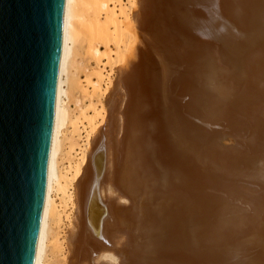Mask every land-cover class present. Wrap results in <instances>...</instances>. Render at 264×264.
Here are the masks:
<instances>
[{"label": "bare ground", "instance_id": "obj_1", "mask_svg": "<svg viewBox=\"0 0 264 264\" xmlns=\"http://www.w3.org/2000/svg\"><path fill=\"white\" fill-rule=\"evenodd\" d=\"M135 2L137 3L136 0H65L64 35L56 86L48 182L34 264H77L79 244L85 241L95 243L99 250H103L100 254L102 259L99 256L98 261H103L104 258H111L110 261L115 259L113 253L106 251L109 246L116 244L117 236L113 235L120 227L123 211L119 209L120 211L114 212L103 192L106 184L107 191L110 189L111 179L106 176L112 163L107 167L105 148L100 147L104 150L100 149V152L96 143L108 124L110 111L108 110V114L106 96L114 89V75L119 71L123 74L119 81L124 77L123 83L128 86L130 93L127 136L121 143L127 153L123 164L127 168L123 170L122 181L132 199H136L137 211L135 207L134 220L135 223L138 221L137 229L142 231L141 244H138L140 248L137 251L140 259L137 255L135 264H149V254L156 256V246L163 244L164 247L167 246V253L172 255V260H180L181 264H264V124L256 121L257 115L250 119V126L253 128L248 139V146L252 147L249 156L251 160L246 159L243 167L235 172V176L252 177L261 186L257 193H246L242 190L240 199L247 206L236 209L232 216L230 211L228 214L230 209L225 208L219 200L215 205H210L215 207L218 216L217 219L209 217V225L206 227L208 234L206 231L205 234H199L198 228V233L187 229L183 237L175 234L181 227L177 225L176 215L171 218L165 215L159 221L153 210L142 206L143 197L152 195L157 184H166L171 195L174 194L171 188L175 187V190L188 193V183L184 175L195 162H202L209 175H213L215 171L222 173L227 169L225 160L228 157L226 152L229 151L222 149L218 143L215 145L214 140L221 135L232 118L221 110L222 103L226 102L229 94L226 97L225 91L220 93L215 89L217 84L213 86L214 79L209 74L210 59L192 49L189 43V46H183L185 49L173 48L177 60L179 57L181 59L178 62L181 70L189 67V79L187 77L188 81H177L179 90L175 100L166 99L167 103L164 99L158 100L159 102L156 100L157 107H152L151 110L153 109L154 114H159L152 128L156 134V131L161 135L166 134L164 127H159L160 123L181 135L183 132L184 137L194 130L207 132L208 136L202 139L204 150L202 153L197 150L200 141L195 140L199 139L198 136L195 140H191L194 136L187 138L186 143L183 140L184 149L181 145L178 149L175 148L177 151H167L164 145L163 148L155 146L154 133L153 141L152 138H144L143 125L148 117L143 110V102L145 95H149L154 89L155 76L149 61L142 63L137 55L134 56L144 23L134 11ZM167 6L168 0H153L151 8H147V4L144 6L151 15L149 18L150 15L146 12V17L150 20V31L158 42L165 43L171 36L168 29L170 12L181 15L179 18H184L185 27L192 29L203 40L224 49L230 47L238 55L245 52L248 43L251 45L264 39V0H185V13L182 11L179 14L177 8H170L168 11ZM166 13L168 17L165 16ZM178 16H175L174 21L179 22ZM132 53L135 61L127 68L125 65ZM230 62L232 67L236 66L237 75H241L243 69L251 74L249 81L253 87L250 92L254 91L252 93L257 99L263 101L264 56L258 55L243 64L233 59ZM198 77V82L200 79L207 82L205 87L203 83L202 86H196L192 82ZM192 86H195L194 97L191 93ZM209 87L215 90L210 91ZM204 88L207 90L206 95ZM196 90L199 92L196 93ZM203 96L206 98L199 100ZM197 101L204 106L206 104V113L202 119L195 117L200 108ZM172 132L170 134L174 137ZM100 145L104 143L101 142ZM115 148L117 149V145ZM177 154L180 159L178 164ZM151 160L155 166L150 165ZM156 166L162 168V180L158 175L153 176L157 173ZM181 197L185 198L183 194ZM155 210H158L157 207ZM185 213L183 210L180 216ZM114 225L118 226L113 233ZM221 232L225 234L221 235ZM161 235L165 236L166 242L160 238ZM234 236L244 238L234 241L233 245H227V238ZM66 239L70 245V248H66L69 250L64 249ZM192 242L199 245L195 252L188 247ZM107 262L103 264H110Z\"/></svg>", "mask_w": 264, "mask_h": 264}, {"label": "rangeland", "instance_id": "obj_2", "mask_svg": "<svg viewBox=\"0 0 264 264\" xmlns=\"http://www.w3.org/2000/svg\"><path fill=\"white\" fill-rule=\"evenodd\" d=\"M136 1L137 3L135 2L136 4L134 6L135 7L134 11H136L137 15L139 14L138 16L144 23L142 22L143 23L142 33L141 34L139 33V37H138L139 42H138L136 53L134 56L137 55L138 59L142 63L144 61L145 62L149 61L150 63L149 62L148 63L151 65L153 72H154V76H155L153 79L154 89L153 91H150L149 95H145V100L143 102V110L147 113L146 115L148 117L147 122H145L143 125L142 135L144 136V138L150 139L153 137L152 133H154L155 138L154 137L153 138L155 139V141L153 144L155 145L156 143L155 146L163 148L162 146L164 145V147H166L165 149H168L167 151H173V149L175 151L176 149H178V147H181V145H182V148L184 147L183 145L186 143L187 138L190 137L191 139V137L194 136L191 140H195L196 136H198L197 139L198 138L199 139L195 141H200L201 143L200 142L198 143L199 146L197 150L200 153H202V151L204 150V148L202 149L203 147L202 139L208 136L207 132L201 133L200 131L194 130V132H191V134H189L191 136L188 135L184 137L183 132L181 135L180 132L174 130L176 132L175 133L173 131V128H171L170 130V127H165L164 125H161L160 123H159V127L161 128L164 127L165 133L166 132L167 133L166 134L163 133L162 134L163 136H162L159 131H156V129H154V131H156L157 134L153 132L152 125L156 121L159 112H157V115H156L153 113L152 111L153 109L151 110V108L157 107L158 100L162 101L164 99L163 101L165 103H167L166 101L169 100V98L175 100V96L176 94H178L177 91L179 90V88H177L179 87L177 85L178 83L177 81H185V80L188 81L187 79H189V76H190L189 75L190 72H188L189 67H186L183 70H181V68L178 66L179 65L178 62L180 63L179 60L181 59L179 57V60H177V57H176L177 54L174 52L173 48L175 50L185 49L184 47L189 46L188 44L190 43V46H192V49H195L196 51L201 52L204 56L207 55L211 61V66L209 68V74H211V76L214 79L213 86L217 84L215 89L218 92L220 91V93H224L225 91L226 97L229 94L226 102L222 103L221 110L225 111L226 116L229 115L231 116L232 119L229 122V124L226 126L224 131L221 132V135L217 139L214 140L215 145L218 143V145L222 149H226L227 151L231 152V153L226 152L228 156L227 159L225 160L226 161L225 165L227 166V169L223 170L222 173H216L215 171L213 175H209L208 170L204 167L202 162L201 163L195 162L193 163L192 168L190 167L189 170H186V173L184 172L185 180L188 183V191H187L188 193H186L185 191L181 192L180 190H175L176 189L175 187L174 189L171 188V191L174 192V194L171 195L166 184L165 185L159 184L160 186L157 184L155 185V189L153 190L152 195L143 197L142 206L148 207L149 209L153 210L155 213L154 214L155 218H157L159 221H161V219L165 215H168L170 218L172 216L174 217L175 215L177 216L176 217L177 225L181 226V227L179 226L180 227L179 230H177L175 233L177 236H182L184 234V231H187V229L191 231L195 230L194 233H198L199 231V234L201 233L205 234L209 217L213 216V218L217 219L216 216H218V212L214 210L215 207H212L210 205H215V203L220 200L223 203V206L225 208L230 209L228 210V214L230 211V214L234 216L236 209L240 210V207L243 208L244 206H247L244 200L240 199V196L242 195L241 193L242 190L246 193H257V191L261 189V186L255 183L252 177L248 176V177L242 178L239 176H235L236 175L235 172L239 171L241 167H243V164L246 161V159L251 160L249 156L252 153V147L248 146L249 144L248 139L251 136L253 128L252 126H250L251 124L250 119L254 115H257L256 121L260 122L261 125L264 124V100L259 101V99H257L255 94L252 93L254 91L250 92L251 88L253 87V86H250L252 85V83L251 81H249V78H251V74L249 72H246L243 69L241 71V75L240 74L237 75L236 66L235 68L232 67V64H231L232 62L230 61L233 59V61L235 62L237 61L239 62V64H243L245 62L250 61L253 57H256L258 55L264 56V39H262L260 42H255L254 44H251V45H249L248 43V45L245 46L247 51L245 49V52L239 53L238 55L236 51H233L230 47H227L224 49L220 46H217L214 43L203 40L201 37L197 36L192 29L185 27L184 18H182L181 20L179 18V16L181 15L178 16L174 12H170L169 20H171L170 21L171 24L169 23L168 29L171 32V36L168 37L165 43L158 42V40L154 38V36L152 35L150 31V25H149L150 20L148 19V17L150 18L151 15L149 14V10L148 9L146 10L144 8L146 4H147V8L149 7L151 8L153 0H147V1L146 0H136ZM170 8L173 10L174 9L176 10L177 8L176 11L178 12V14L181 13L182 11L184 12L186 8L185 0H168V6H167L168 11L170 10ZM240 9L243 10V7H240ZM147 11H148L147 14L150 15L148 17H146ZM167 15L168 14L166 13L165 16L168 17ZM175 16H178L179 22L174 21ZM143 17L145 18L143 19ZM172 20L176 23L175 26ZM136 22L135 23L138 24V21ZM143 27L146 29H144ZM167 42H168V45H167ZM134 56L132 53L129 60L127 61V64L125 65L127 68H128V65L130 66V64H132L135 61ZM130 68H132V65ZM122 75L120 71L115 72V75H114L115 86H114V89H112V92L106 96L107 104L105 103V105L107 106L106 108H107L108 114L110 111V114H109L110 117L108 120V124L106 125L105 131L102 132L103 134L99 136V139L100 138L101 139L100 140L98 139V142L96 143V148H98L99 146V149H98L99 151L101 148L102 149L105 148L104 150H105V155H106L105 159H106L107 167L109 166V164L111 165L112 163L111 167L109 166L111 169L108 167V174L106 176L108 179H111L110 181L111 185L109 186L111 190L108 189L110 193L109 191H107L108 184H106V189H103L104 190L103 192L104 194L107 195L111 206L114 208V212L115 210L120 211L119 209H122L123 211L122 220L120 221V227L117 228V232L115 231V228L118 225L117 226L114 225L113 227L114 229L113 233L115 231L114 233L115 235L113 236H117L116 244L109 246V250L106 251V252H110L111 254L113 253L112 255H114L116 261H114L115 260L114 258L111 261H110L111 258H104L106 260L103 259V261L102 260L98 261L99 256L101 257L100 254L101 252H103V250H99V248H97L98 245H95V243L93 244V243H90V242L88 243L85 241L79 244L78 253H77V264H103V263H106L107 261H108L107 263H110V264H135V259H136V256L138 255L137 251L140 248V247L138 248V244L139 246L141 244L142 231L141 230L139 231L137 229L138 221L137 223H135V220H134V210H135V207L137 206L135 202L136 199L135 200L134 198L132 199L127 189L124 188L125 186L123 187L124 182L122 181L123 179L122 175H124L123 170L127 168L123 165L125 162L127 153H126L125 148L121 146V143L127 136V129H128V126H127L128 107L127 106L129 104V97H130L128 86L125 83H123L124 77L123 79L120 78V81H119V77L120 76L122 77ZM197 79H199V77L196 79L194 78V80H192V82H195L196 86H199V85L202 86V83L204 87L206 86L207 84L206 81H202V79H200L199 80L200 83H199ZM215 89L210 88V91L215 90ZM198 92L199 91L196 90V93ZM206 92L207 90L205 89V95H206ZM191 93H193L192 95L194 97L195 86L191 87ZM252 94H254V96ZM204 96L203 98H200L201 97L200 95L199 100L206 98ZM197 103L199 104L200 108H198V111L196 113L197 115H195V117L196 119H200L206 113L205 112L206 104L204 106L202 102L197 101ZM261 119L263 120V122ZM155 125H156L155 128H157L158 127L157 124ZM171 132L175 135L174 137L172 134H170ZM176 135H177V139H175ZM161 137L162 139H160ZM153 138L151 139L152 141L154 140ZM157 140H158L159 145H157ZM162 140H164V142L166 140V142L164 143ZM178 140H180V142ZM183 140L185 143L183 142ZM101 142L102 144L104 143V145H102L103 147L100 145ZM178 142L180 144H178ZM181 142L183 144H181ZM116 145H117V149L115 148ZM178 154L176 158H178ZM172 158H173V155H172ZM178 161L180 162L179 158L177 159V162H176L177 164L179 163ZM163 163L166 164V162L164 161ZM150 165L155 166L152 160H151ZM161 169L162 168L156 166V170L158 174L154 173L153 176L155 177L156 175H158L159 178L162 177L163 171H161ZM109 172H112L111 173L112 175L111 174L109 175ZM227 172H231V173H227ZM107 178H106V182H107ZM160 180L162 179L160 178ZM107 192L109 195L107 194ZM182 194L183 196H185V198L181 197ZM143 196H144V193H143ZM156 207L158 210H155ZM165 207L167 209H165ZM175 208L176 210H174ZM183 210H185L186 213L183 214V216H180L183 213ZM136 211H137V207H136ZM158 211L159 213H157ZM176 218H175V221H176ZM151 222H153V220ZM186 224H188V226H186ZM196 228H198L197 229L198 231L196 230ZM109 233H111L112 235V232H109ZM206 233L208 234L207 231ZM223 234L225 233L221 232V235ZM111 238L112 237L110 236V240ZM160 238H162L163 241L166 242L165 236L162 237L161 235ZM241 238H244V237L234 236L231 238H227L228 242L226 244L233 245L232 243L234 241L236 242L237 240H240ZM194 242H192V244L190 243L191 245L188 246L193 252L199 249V245L197 243L195 244ZM100 244H102V242H100ZM164 245L165 244L156 246V248L158 249L156 256L154 255L152 257L151 254H149V257H151V259L149 260L150 262L149 264H181L179 262L180 260L179 261L172 260L173 259L171 257L172 255H170V253L169 254L167 253V246L164 247ZM66 247L70 248V245L67 239L65 241L64 249ZM138 257L140 259L139 255ZM100 259H102V257Z\"/></svg>", "mask_w": 264, "mask_h": 264}, {"label": "water", "instance_id": "obj_3", "mask_svg": "<svg viewBox=\"0 0 264 264\" xmlns=\"http://www.w3.org/2000/svg\"><path fill=\"white\" fill-rule=\"evenodd\" d=\"M65 0H0V264H34Z\"/></svg>", "mask_w": 264, "mask_h": 264}]
</instances>
